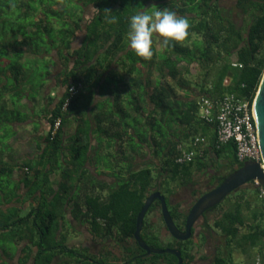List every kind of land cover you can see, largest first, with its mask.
I'll use <instances>...</instances> for the list:
<instances>
[{
    "label": "trees",
    "instance_id": "1",
    "mask_svg": "<svg viewBox=\"0 0 264 264\" xmlns=\"http://www.w3.org/2000/svg\"><path fill=\"white\" fill-rule=\"evenodd\" d=\"M164 8L188 19V37L164 48L162 38L154 34L153 56H137L126 38L128 17ZM263 71L264 0H234L229 6L220 0H0L1 109L13 108L12 122H23L30 110L35 115L33 105L43 102L48 124L37 142L36 158L6 161L9 146L6 143L2 151L0 142V251L12 257L16 245L21 257L48 264L51 256L42 247L65 240L66 234L57 240L56 233L70 208L71 217L89 232L124 242L115 248L117 256L111 254V264H176L174 254H146L137 244L136 215L147 196L153 190L163 194L162 187L170 181L186 185L196 181L195 174L206 172L214 187L242 166L232 140L214 146V123L198 117V99L226 92L253 98ZM79 84L82 89L69 97V87ZM70 122L75 129L67 133L64 126ZM7 131L2 137L15 133L11 126ZM196 136L205 138L203 155L176 163L179 146H189ZM98 152L115 159L106 158L109 171L97 173L109 177L110 183L99 182L87 168ZM136 158L145 163L158 158V166L145 164L136 170ZM17 168L20 175L14 178ZM259 187L248 181L228 194L225 209L220 201L203 212L204 231L210 235L215 227L219 236L211 264H236L235 250L245 257L257 255L264 264V197ZM163 195L182 229L188 208ZM78 196H85L80 200L83 207ZM252 202L251 212L244 213ZM218 208L220 215L210 224L207 214ZM146 214L140 236L147 245L179 250L181 264L205 258L201 255L194 262L193 241L169 234L157 199ZM158 217L160 230L154 232ZM161 227L173 238L164 247L156 243ZM205 239L203 235L201 242ZM64 264L78 262L65 259Z\"/></svg>",
    "mask_w": 264,
    "mask_h": 264
},
{
    "label": "built area",
    "instance_id": "2",
    "mask_svg": "<svg viewBox=\"0 0 264 264\" xmlns=\"http://www.w3.org/2000/svg\"><path fill=\"white\" fill-rule=\"evenodd\" d=\"M232 65H237L232 61ZM226 81V79H225ZM81 84L71 85L69 97L81 90ZM68 103L66 99L64 106ZM253 98L224 93L220 97L203 96L198 99L197 115L207 123H214L215 147H220L228 141L235 144V155L238 161L254 160L264 168V161L259 147L258 132L252 115ZM59 125V119L54 122L53 130ZM205 138L196 136L189 146H179L174 161L184 164L203 155ZM255 184H258L254 181ZM260 196L264 197V187H259Z\"/></svg>",
    "mask_w": 264,
    "mask_h": 264
},
{
    "label": "flooded vegetation",
    "instance_id": "3",
    "mask_svg": "<svg viewBox=\"0 0 264 264\" xmlns=\"http://www.w3.org/2000/svg\"><path fill=\"white\" fill-rule=\"evenodd\" d=\"M207 179L209 180L207 181ZM207 179L206 181H204V185L207 188L203 190L202 193L199 194L197 193V190H195L193 187H190L192 185H197V183H189L187 184V186H182L180 188L175 189L174 191H172L171 194H166L167 201L172 203L179 202L181 205H184V207H187L189 210L190 206L198 196L213 188V186L210 187L209 175ZM194 190L196 191L195 194H193ZM180 192L183 194L184 197H186L183 201L178 200L175 197V194ZM84 197L85 196H78L79 204L84 199ZM154 202H156V200H154L151 204H153ZM80 205L81 207H83L84 204ZM70 211V208L64 211V219L61 220V226L58 232L56 233V238L58 240V238H61L62 235L66 233L67 224L70 226V229L72 231V234L69 233V236L71 237H67L66 235L64 241L59 242L53 246H49L47 244L42 247V249H45L44 253L51 256V260L48 264H64L65 259L75 260V263L78 262V264H111V254H115L117 256L118 252L115 248L118 249L119 245L122 246L124 242L118 240L117 238L113 239L110 236H102L101 234L96 235L94 232H89L87 226L84 223L76 221L71 217ZM202 214L192 226L190 236L187 238L193 241L191 249L192 252H194L195 249H198L199 247H206L208 238L212 237V233H214L213 228L210 229V235H208L204 231V228L202 227V222L204 219ZM100 221H102L101 218H98L97 223H99L100 227H102L103 224ZM181 230H183V228ZM203 235H205L206 239L201 242ZM200 243L202 246L200 245ZM64 246L66 247L65 249ZM215 246L216 245H214V247ZM113 247L114 253H112ZM19 248L20 247H17L15 245L16 250L12 257H5L2 251H0L2 255L0 262L2 264H34L32 256H28L27 258L21 257L23 253H20ZM34 251H36V249ZM212 251V253L214 254V248ZM6 253H9V251H7ZM197 255L198 253H196V259L194 260V262L197 261L199 257H201V255Z\"/></svg>",
    "mask_w": 264,
    "mask_h": 264
},
{
    "label": "water",
    "instance_id": "4",
    "mask_svg": "<svg viewBox=\"0 0 264 264\" xmlns=\"http://www.w3.org/2000/svg\"><path fill=\"white\" fill-rule=\"evenodd\" d=\"M251 111L257 128L259 147L264 161V71L253 97ZM248 181H256L264 187V168L261 167L259 162L254 160L244 161L241 167L228 174L219 184L198 196L186 214L183 230L179 229L174 223L167 208L164 195L159 190H155L147 196L136 215L133 237L146 254L171 253L177 257L176 264H181L182 258L179 250L170 247H151L140 236L143 218L151 203L156 199L159 201L160 214L169 234L175 239L186 240L190 236L192 226L205 210L222 201L229 193Z\"/></svg>",
    "mask_w": 264,
    "mask_h": 264
},
{
    "label": "rangeland",
    "instance_id": "5",
    "mask_svg": "<svg viewBox=\"0 0 264 264\" xmlns=\"http://www.w3.org/2000/svg\"><path fill=\"white\" fill-rule=\"evenodd\" d=\"M234 2V0H220V4L221 5H225V6H229L231 5L232 3ZM87 11L86 13L88 12V14H91V11H92V8H86ZM55 41V40H54ZM57 42V41H55ZM231 59H234L233 57ZM190 72L191 73H194L195 72V64H191L190 65ZM37 77L36 76H33V79H36ZM32 92H36V90L32 89L31 90ZM177 93H179L180 95L182 94L181 91H177ZM190 96H193L192 94ZM26 103V102H25ZM1 104L0 103V142L1 144L3 145L1 148H2V151L6 149V143H7V138L5 137H2V134L4 133H7L10 129V124L12 122V120L14 119V115H16V112L13 110V108L11 110H2L1 109ZM32 108H35V115H40L42 111V105L41 106H36V105H33ZM22 110V109H21ZM19 113L22 115L23 113L19 111ZM4 131V132H3ZM7 131V132H6ZM22 135L24 133L20 132ZM30 141V140H29ZM20 142V141H19ZM20 145V143H18ZM26 147H30L28 143L25 144ZM21 147V146H20ZM8 148V147H7ZM6 153V150L4 152V154ZM10 152H7L6 154H9ZM147 158H149L150 156L147 155L146 156ZM106 158H109L110 161H114L115 159L112 158V156H104V153L102 152H98L96 153V156H95V164L97 165L98 169H103L104 171H109V169L107 168H110L108 165H105V163L107 164H111V162H109L108 160H106ZM96 173H100L99 170L95 171ZM208 178V174L205 172H203L202 174H195V182L194 183H197V185H192L190 187H193L195 190H198V191H203L205 190L207 187L204 185V181H206V179ZM209 179H207L208 181ZM174 182H169L168 184H166V186L162 187L161 191L163 192V194H167L168 192H170V190L174 191L175 189L178 188V186L175 184ZM189 184V183H188ZM11 182H10V186H11ZM187 186V185H186ZM170 189V190H169ZM78 193V192H77ZM103 193V196L106 194V192H102ZM232 194V193H231ZM229 194V195H231ZM198 195V194H197ZM227 195L226 197L223 198V200L220 202L219 206L221 205V208H226L227 205V201H228V196ZM175 197L176 199L178 200H184L186 197L183 196V194L180 192V193H176L175 194ZM255 206V202H252L251 203V208H248L244 210V213H249L251 212L252 210V207ZM220 215V211H219V208L216 209L215 211L213 212H210L207 214V220L209 221L210 224H212L213 222V219H216V217H218ZM148 217V214H146L145 216V219ZM154 219V218H153ZM159 224H161V220L160 218L158 217L155 221V223L153 224V227H152V230L154 232H158L157 230H160V226ZM159 226V227H158ZM213 227V226H212ZM67 231H66V235L67 237H71L69 236V233L72 234V231L70 229V226L67 224ZM215 229V227H213ZM161 232L162 234H159V239L156 241V243L160 246V247H164V246H167V244H170L173 242V238L164 230V227H161ZM219 242V236L218 234H216V232L212 233V237L208 238V241H207V245L206 247L202 246V247H199L198 249H195V252L198 253L197 256L199 255H204V259L202 260H198V264H211V257H212V250L214 248V245H216L217 243ZM2 242H0L1 244ZM11 248L12 247V243H11ZM253 251V250H252ZM200 258V257H199ZM233 260L236 264H262V259H260V257H257V255L254 257H245L244 254L240 253L239 251H234L233 253Z\"/></svg>",
    "mask_w": 264,
    "mask_h": 264
},
{
    "label": "clouds",
    "instance_id": "6",
    "mask_svg": "<svg viewBox=\"0 0 264 264\" xmlns=\"http://www.w3.org/2000/svg\"><path fill=\"white\" fill-rule=\"evenodd\" d=\"M189 28L186 17L168 8L136 11L128 17L126 38L137 56L150 59L154 34L162 38L163 47L167 48L170 42H183L189 35Z\"/></svg>",
    "mask_w": 264,
    "mask_h": 264
},
{
    "label": "crops",
    "instance_id": "7",
    "mask_svg": "<svg viewBox=\"0 0 264 264\" xmlns=\"http://www.w3.org/2000/svg\"><path fill=\"white\" fill-rule=\"evenodd\" d=\"M76 42H78V41H74V45H77ZM96 100H98V97L96 98ZM96 100H95V102H96ZM42 104H43V102H40V105H42ZM40 112H41L40 115H34V114H32V110H30V114L27 115V118L23 122H11L10 126L15 133L12 134L7 139V144L9 146V148H8L9 150H6V153L7 152H10V153L5 154L3 156L4 160H6V161L7 160H11V161L19 160L20 161V160H25V159H33V158L37 157V155L39 154V150L36 149L37 142L41 141L40 136L45 134L47 131V128H48V124H47V120H46L47 113L42 112V111H40ZM64 127H65V130L67 133L73 132L75 129V123L70 122V123L66 124ZM20 132H22L24 134L22 135ZM18 143H20V145ZM26 143L29 144V146H30L29 148L25 146ZM91 144L95 146V144H96L95 138L91 139ZM94 153L95 152H92L91 154H94ZM10 155H11V158L9 157ZM92 163L93 164L90 166L87 165V168L90 171V173L94 176V178L96 180H98L99 182H101V181L105 182L106 181V182L110 183L111 179L109 177H107L104 174H97L95 172L97 170H101V168L98 169L97 165L95 164L94 159H92ZM145 164H147L148 167H152V168L156 167V166H158V158L152 159L146 163L143 159L136 158L135 169L138 170L140 168H143L145 166ZM20 171L21 170H19L18 168L15 169L13 177L18 178L20 175ZM172 182H174V181H172ZM174 183L176 184V182H174ZM186 185L181 184L178 186V188H180L182 186H186ZM21 191H23V189H21ZM201 192H203V191L197 190V193L200 194ZM26 205H27V203H25V206ZM181 206L183 208H185L184 205H181Z\"/></svg>",
    "mask_w": 264,
    "mask_h": 264
},
{
    "label": "bare ground",
    "instance_id": "8",
    "mask_svg": "<svg viewBox=\"0 0 264 264\" xmlns=\"http://www.w3.org/2000/svg\"><path fill=\"white\" fill-rule=\"evenodd\" d=\"M83 38H84V36H83ZM217 232V231H216ZM219 233V232H218ZM65 259V258H64Z\"/></svg>",
    "mask_w": 264,
    "mask_h": 264
}]
</instances>
